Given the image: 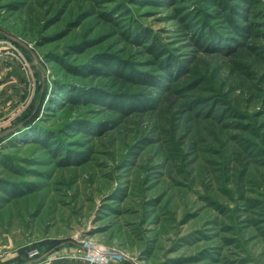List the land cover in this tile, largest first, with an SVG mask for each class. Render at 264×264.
Segmentation results:
<instances>
[{"label": "rangeland", "instance_id": "rangeland-1", "mask_svg": "<svg viewBox=\"0 0 264 264\" xmlns=\"http://www.w3.org/2000/svg\"><path fill=\"white\" fill-rule=\"evenodd\" d=\"M74 260L264 264V0H0V264Z\"/></svg>", "mask_w": 264, "mask_h": 264}, {"label": "built area", "instance_id": "built-area-1", "mask_svg": "<svg viewBox=\"0 0 264 264\" xmlns=\"http://www.w3.org/2000/svg\"><path fill=\"white\" fill-rule=\"evenodd\" d=\"M104 264H123L120 261H113V262H108V263H104Z\"/></svg>", "mask_w": 264, "mask_h": 264}, {"label": "trees", "instance_id": "trees-1", "mask_svg": "<svg viewBox=\"0 0 264 264\" xmlns=\"http://www.w3.org/2000/svg\"><path fill=\"white\" fill-rule=\"evenodd\" d=\"M199 10V9H198ZM203 21V19L202 20H200V21H198V23H196L195 25H198L199 27H201V23L200 22H202Z\"/></svg>", "mask_w": 264, "mask_h": 264}, {"label": "crops", "instance_id": "crops-1", "mask_svg": "<svg viewBox=\"0 0 264 264\" xmlns=\"http://www.w3.org/2000/svg\"><path fill=\"white\" fill-rule=\"evenodd\" d=\"M76 262H79V261H77V260H74V261L72 262V264H76Z\"/></svg>", "mask_w": 264, "mask_h": 264}]
</instances>
